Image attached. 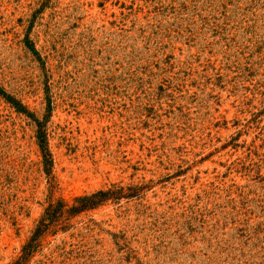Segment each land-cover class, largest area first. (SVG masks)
I'll use <instances>...</instances> for the list:
<instances>
[{
    "label": "rangeland",
    "instance_id": "rangeland-1",
    "mask_svg": "<svg viewBox=\"0 0 264 264\" xmlns=\"http://www.w3.org/2000/svg\"><path fill=\"white\" fill-rule=\"evenodd\" d=\"M0 264H264V0H0Z\"/></svg>",
    "mask_w": 264,
    "mask_h": 264
},
{
    "label": "trees",
    "instance_id": "trees-1",
    "mask_svg": "<svg viewBox=\"0 0 264 264\" xmlns=\"http://www.w3.org/2000/svg\"><path fill=\"white\" fill-rule=\"evenodd\" d=\"M37 146L43 158H49V154L46 148L44 137H37ZM112 193L110 191L98 190L89 195L77 196L72 199V205L63 209L66 205L61 200L56 201L54 204L49 203L44 209L41 217L37 221V224L33 230V233L28 243L23 247L32 248L31 246L46 230L53 227L59 218L64 215L68 217L75 216L83 211L92 210L107 200L111 199ZM29 252V251H28ZM26 252V254L28 253Z\"/></svg>",
    "mask_w": 264,
    "mask_h": 264
}]
</instances>
